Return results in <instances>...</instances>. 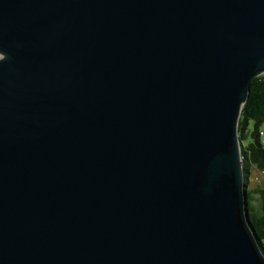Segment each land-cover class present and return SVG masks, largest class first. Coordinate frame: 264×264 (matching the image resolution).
Returning a JSON list of instances; mask_svg holds the SVG:
<instances>
[{"label": "water", "instance_id": "water-1", "mask_svg": "<svg viewBox=\"0 0 264 264\" xmlns=\"http://www.w3.org/2000/svg\"><path fill=\"white\" fill-rule=\"evenodd\" d=\"M263 74L264 0H0V264H264Z\"/></svg>", "mask_w": 264, "mask_h": 264}, {"label": "trees", "instance_id": "trees-1", "mask_svg": "<svg viewBox=\"0 0 264 264\" xmlns=\"http://www.w3.org/2000/svg\"><path fill=\"white\" fill-rule=\"evenodd\" d=\"M239 139L247 193L250 226L264 254V74L254 78L239 121ZM257 169L263 184L250 188L251 170Z\"/></svg>", "mask_w": 264, "mask_h": 264}, {"label": "rangeland", "instance_id": "rangeland-1", "mask_svg": "<svg viewBox=\"0 0 264 264\" xmlns=\"http://www.w3.org/2000/svg\"><path fill=\"white\" fill-rule=\"evenodd\" d=\"M258 184H263V178L261 177L260 172L252 168L251 170V180H250V188L253 189L255 188Z\"/></svg>", "mask_w": 264, "mask_h": 264}]
</instances>
